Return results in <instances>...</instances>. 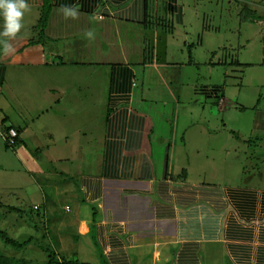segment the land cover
Here are the masks:
<instances>
[{
    "label": "crops",
    "instance_id": "crops-1",
    "mask_svg": "<svg viewBox=\"0 0 264 264\" xmlns=\"http://www.w3.org/2000/svg\"><path fill=\"white\" fill-rule=\"evenodd\" d=\"M25 2L19 32L0 36L14 49L4 54L0 44V172L17 171L18 153L28 156V172L47 189L33 209L46 224L55 220L57 255L79 261L82 252L92 264H264V106L233 128L244 147L226 150L241 161L236 181H194L187 133H208L192 126L176 79L193 64L194 46L210 40L208 27L222 23L223 14L209 18L210 2L238 25L246 9L252 28L264 26V0L244 1L248 8L233 0H49L43 28L45 0ZM223 90L206 97L225 116ZM12 129L21 147L6 145ZM249 152L255 163L242 185Z\"/></svg>",
    "mask_w": 264,
    "mask_h": 264
},
{
    "label": "rangeland",
    "instance_id": "rangeland-1",
    "mask_svg": "<svg viewBox=\"0 0 264 264\" xmlns=\"http://www.w3.org/2000/svg\"><path fill=\"white\" fill-rule=\"evenodd\" d=\"M244 1L246 0H233L234 5L236 3L248 8ZM209 9L210 19L223 14L222 23L216 28L208 27L209 30H215L214 33L210 34V40L197 52V46H194L193 64L177 70L176 79L179 84H176L180 88L181 85L184 86L181 91L182 105H186L192 112V126L205 127L208 133L202 135L199 128L187 133L191 134L185 141L189 147L188 161L192 167L190 177L194 181L204 180L211 186H221L227 184L223 175H231V180L236 181L240 174L236 167V161L241 165L240 158L236 160L233 159L234 156L226 155L228 149H244L242 137L238 140L239 135L233 128L242 125L243 121H250L255 115L256 104L262 103L264 106V69L261 68L264 63V26L251 28L244 17L247 16L246 9L242 14L243 18H240V25L228 16V11L219 10L216 2H210ZM232 61H239L243 65L230 66ZM221 87L224 88L228 101L225 116L217 106L216 99L209 98L207 101L206 97L209 88L217 90ZM241 107L245 110L239 109ZM223 117L233 119L230 122L234 123V127H227ZM182 127L187 130L188 123ZM185 143L177 141V145L181 147ZM17 145L21 147L20 144ZM18 155L17 171L0 172V230L20 242L31 239V243L16 249L0 238V256L29 264L44 263L47 260L46 249H58L55 248L52 237L55 220L52 221L53 226L49 222L46 224L42 218L43 210L40 211V207L33 209L34 204L40 205L43 202L42 195L47 189L40 187V179L36 173L34 175L28 172V156L24 153ZM253 162L254 156L250 153L248 161H244L246 172L239 180L242 185H248L249 178L251 179ZM51 193L55 194L56 190L53 189ZM62 211L59 214L63 215ZM77 258L79 261L90 260L82 252H79Z\"/></svg>",
    "mask_w": 264,
    "mask_h": 264
},
{
    "label": "clouds",
    "instance_id": "clouds-1",
    "mask_svg": "<svg viewBox=\"0 0 264 264\" xmlns=\"http://www.w3.org/2000/svg\"><path fill=\"white\" fill-rule=\"evenodd\" d=\"M26 8L25 0H0V16L4 18V31L0 32V36L15 37L22 27L21 19ZM64 12L66 15H72L73 17L76 15L74 8L65 7ZM87 35L92 37L93 33L89 31ZM0 44L3 45L4 54L14 51L8 40H2Z\"/></svg>",
    "mask_w": 264,
    "mask_h": 264
},
{
    "label": "trees",
    "instance_id": "trees-1",
    "mask_svg": "<svg viewBox=\"0 0 264 264\" xmlns=\"http://www.w3.org/2000/svg\"><path fill=\"white\" fill-rule=\"evenodd\" d=\"M50 13V2L49 0H45V4H44V8H43V13H42V17H41V27L43 28L47 22L48 16ZM8 139V137L6 138ZM20 144V140L17 138V142L16 145ZM6 145L7 141H6ZM9 147V146H8ZM0 238L2 239V241L9 245L12 246L16 249L22 248L26 245H29L31 243V239H28L24 242H20L17 241L15 239H12L11 237L8 236V234L2 230H0ZM47 253V260L44 263H30V264H92L89 262H81V261H77V260H66L63 259L61 257H59L57 255V253L52 249V248H48L45 251ZM0 264H29L26 261H12L9 258H6L4 256H0ZM101 264H106L105 262H102Z\"/></svg>",
    "mask_w": 264,
    "mask_h": 264
},
{
    "label": "built area",
    "instance_id": "built-area-1",
    "mask_svg": "<svg viewBox=\"0 0 264 264\" xmlns=\"http://www.w3.org/2000/svg\"><path fill=\"white\" fill-rule=\"evenodd\" d=\"M17 138H18V132L16 130H13V129L10 130L8 133V139H6L7 144L10 148H13L16 146ZM34 208L38 209V206H35ZM194 240L200 241L199 239H194Z\"/></svg>",
    "mask_w": 264,
    "mask_h": 264
}]
</instances>
